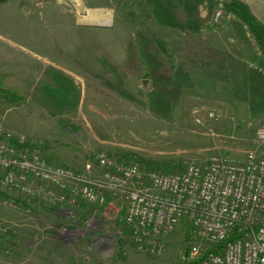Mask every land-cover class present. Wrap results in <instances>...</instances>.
<instances>
[{
	"label": "rangeland",
	"instance_id": "374dc122",
	"mask_svg": "<svg viewBox=\"0 0 264 264\" xmlns=\"http://www.w3.org/2000/svg\"><path fill=\"white\" fill-rule=\"evenodd\" d=\"M78 1L84 10L109 12L111 23L99 28L81 21ZM241 1L264 24V0ZM122 9L118 0H9L1 5L0 61L34 64L29 77L42 71L38 62L44 67L41 79L28 78L25 88L17 81L20 101L0 100V121L34 142L50 164L79 168L76 172L91 167L89 175L96 152L138 164L146 172L177 174L175 169L183 172L190 164L205 167L214 155L242 161L247 151H260L255 133L264 113L250 110L247 77L250 70L264 68V60L254 45L237 38L229 18L220 10L206 18V9L200 8L205 24L199 34L150 25V33L167 45L173 61L185 63L195 86L183 92L167 122L149 110L145 80H124L138 103L121 99L100 83L105 72L99 48L122 65L124 42L131 37ZM188 43L197 54L190 51L181 57ZM216 52L227 56L217 57ZM80 63L92 73L83 71ZM48 68L73 78L80 88L75 110L51 117L39 102L38 86ZM218 71L228 79L219 80ZM195 109L201 124L195 122ZM207 112L220 117L210 121ZM111 198L104 209L81 203L68 212L37 198L0 192V264H179L194 241L187 223L164 240L163 252L149 254L130 239L123 199Z\"/></svg>",
	"mask_w": 264,
	"mask_h": 264
},
{
	"label": "built area",
	"instance_id": "2783aa9c",
	"mask_svg": "<svg viewBox=\"0 0 264 264\" xmlns=\"http://www.w3.org/2000/svg\"><path fill=\"white\" fill-rule=\"evenodd\" d=\"M256 70L264 77L263 67ZM205 115L210 121L220 117ZM255 139L261 150L247 151L242 161L214 155L205 167L190 164L182 174L146 172L96 152L93 162L102 174L101 182L93 183L91 167L76 172L50 164L34 142L0 121V192L68 212L81 203L104 209L111 205L108 197H119L123 223L139 250L163 252L164 240L187 223L194 241L179 264H264V122Z\"/></svg>",
	"mask_w": 264,
	"mask_h": 264
},
{
	"label": "trees",
	"instance_id": "16d2710c",
	"mask_svg": "<svg viewBox=\"0 0 264 264\" xmlns=\"http://www.w3.org/2000/svg\"><path fill=\"white\" fill-rule=\"evenodd\" d=\"M7 1L9 0H0V6ZM118 1L123 3L122 13L126 23L131 27V37L124 42L122 65L115 64L105 55L103 48H99L105 72L100 78V83L105 90L121 99L138 103L127 90L124 80L130 77L147 81L149 110L163 121L172 120L173 106L185 90H192L195 86L185 63L173 61L167 51V45L157 35L150 33V25L181 33L199 34L205 24L200 8L206 9V18L220 10L229 18L230 26L237 38L245 44L254 45L264 60V24L256 19L241 0ZM180 51L181 57L184 54L187 56L190 51L197 54V48L191 43ZM216 55L221 58L227 56L225 52H216ZM189 61L194 62V58H190ZM79 66L83 71L92 73L84 64L80 63ZM217 78L225 80L228 79V75L220 74L218 71ZM247 80L251 96L250 110L257 109L264 113V77L253 69L248 72ZM21 88L14 77L0 74V100L12 104L20 101L18 95L22 94ZM38 88L37 98L51 117L70 112L79 106L80 88L73 78L60 70L48 68ZM175 170L177 174L184 172ZM1 197L7 198L4 194ZM15 203L21 205L18 201ZM23 206L25 207V204Z\"/></svg>",
	"mask_w": 264,
	"mask_h": 264
},
{
	"label": "crops",
	"instance_id": "0c3cea01",
	"mask_svg": "<svg viewBox=\"0 0 264 264\" xmlns=\"http://www.w3.org/2000/svg\"><path fill=\"white\" fill-rule=\"evenodd\" d=\"M245 3V2H244ZM246 4V3H245ZM247 5V4H246ZM248 6V5H247ZM249 7V6H248ZM250 9V8H249ZM251 11V10H250ZM253 14V13H252ZM263 24V23H262ZM18 49V48H17ZM21 50H24V49H21ZM42 60H45V57H40V61ZM34 64H31V66L29 64H25V63H20V62H17L15 63L14 65L13 64H6L4 63L3 61H0V74H9L11 75L12 77H14L23 87L25 86V83L29 82L30 80L32 81L33 79L34 80H39V78L41 79L42 77V73H43V64L39 63L38 62V67L39 69H42L41 72H39L37 74L36 72V75L35 77H29V71L33 68ZM32 71V70H31ZM30 79L27 81V79ZM25 88V87H24ZM58 166H61V165H58ZM63 167H67V166H64L62 165ZM95 167L92 169L91 171V174L89 175L90 177V180L93 182V183H98V182H101V174H102V170L97 167L96 165H94ZM71 168V167H70ZM75 171H78L77 168H71ZM112 198L111 197H108L107 198V201H111Z\"/></svg>",
	"mask_w": 264,
	"mask_h": 264
},
{
	"label": "bare ground",
	"instance_id": "6f19581e",
	"mask_svg": "<svg viewBox=\"0 0 264 264\" xmlns=\"http://www.w3.org/2000/svg\"><path fill=\"white\" fill-rule=\"evenodd\" d=\"M78 11L80 13L81 21L85 19L84 22L98 25H107L111 23V15L107 11H87L84 10L81 6V3L78 1L77 5Z\"/></svg>",
	"mask_w": 264,
	"mask_h": 264
},
{
	"label": "water",
	"instance_id": "95a60500",
	"mask_svg": "<svg viewBox=\"0 0 264 264\" xmlns=\"http://www.w3.org/2000/svg\"><path fill=\"white\" fill-rule=\"evenodd\" d=\"M95 27H99V28H100V27H105V25H97V26H95ZM144 83L146 84L147 81H145Z\"/></svg>",
	"mask_w": 264,
	"mask_h": 264
}]
</instances>
